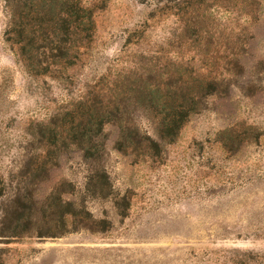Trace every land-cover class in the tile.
<instances>
[{"label":"rangeland","instance_id":"1","mask_svg":"<svg viewBox=\"0 0 264 264\" xmlns=\"http://www.w3.org/2000/svg\"><path fill=\"white\" fill-rule=\"evenodd\" d=\"M81 2L92 10L94 30L67 93L26 74L16 46L5 40L11 17L0 0L3 202L21 187L34 200L30 230L0 235V264H264V0H204L203 7L194 0ZM195 17L199 25L190 33ZM156 44H181L183 58L196 63L221 66L236 56L226 91L210 95L153 161L116 150L117 129L106 124L109 196L92 191L88 163L73 148L28 183V125L75 97L81 84L112 76ZM56 188L64 190L63 202L44 217V201Z\"/></svg>","mask_w":264,"mask_h":264},{"label":"trees","instance_id":"2","mask_svg":"<svg viewBox=\"0 0 264 264\" xmlns=\"http://www.w3.org/2000/svg\"><path fill=\"white\" fill-rule=\"evenodd\" d=\"M4 2L11 17L5 40L16 46L26 74L49 79L71 93L78 81L73 69L83 65L91 45L92 10L81 0ZM182 3L176 4V15L183 9ZM192 4L205 6L204 0ZM177 16L180 23L182 16ZM192 23L190 33L198 28L199 21L195 17ZM134 33L137 31L131 35ZM175 37L180 38L179 32ZM180 45L156 44L112 76L81 84L82 90L75 97L60 103L45 119L30 123L27 134L32 154L25 170L31 177L28 183L37 175H46L57 165L58 156L73 148L88 163L87 182L92 191L102 197L111 195L102 165L106 124L117 129L116 150L142 162L162 158L164 147L176 141L189 117L205 107L206 99L226 91L229 76L235 71L236 56H232V63L228 60L221 66L196 63L191 57L183 58ZM6 190L0 175V217L4 224L0 235L20 236L30 230L34 200L30 191L21 187L4 206ZM61 191H50L42 208L44 217L56 214L55 209L63 202ZM68 214L69 210L61 218Z\"/></svg>","mask_w":264,"mask_h":264}]
</instances>
